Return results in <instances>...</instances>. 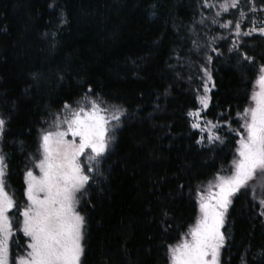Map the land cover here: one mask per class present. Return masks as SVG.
Segmentation results:
<instances>
[{
  "label": "trees",
  "instance_id": "trees-1",
  "mask_svg": "<svg viewBox=\"0 0 264 264\" xmlns=\"http://www.w3.org/2000/svg\"><path fill=\"white\" fill-rule=\"evenodd\" d=\"M207 3L213 6L204 0H0V113L8 120L2 150L7 188L18 201L39 129L65 103L91 87L126 116L103 165L107 180L88 188L78 206L86 220L85 264H167L166 246L197 219V190L230 169L238 135L228 124L242 131L237 114L249 105L264 63V36L237 37L234 28L219 27L239 12H223V0ZM255 4L264 7V0ZM240 7L248 16L241 32L253 19L260 26L264 12H249L246 0ZM233 41L254 64L228 51ZM207 55L215 87L202 116L223 126L216 131L223 142L198 145L200 133L187 113L198 108ZM254 203L246 190L233 197L221 264H264V218Z\"/></svg>",
  "mask_w": 264,
  "mask_h": 264
},
{
  "label": "snow or ice",
  "instance_id": "snow-or-ice-1",
  "mask_svg": "<svg viewBox=\"0 0 264 264\" xmlns=\"http://www.w3.org/2000/svg\"><path fill=\"white\" fill-rule=\"evenodd\" d=\"M246 3L249 12H264V7H256L255 0H246ZM204 4L207 7L213 6L207 0H204ZM240 5L241 0H223L221 10L228 12L237 9L240 18L220 22L219 27L234 28L237 37L254 33L264 36V19L259 21L260 26L253 19L249 30L241 32V19H248V16ZM216 15L219 16L220 12ZM61 22H66L63 17ZM212 23L217 21L213 19ZM192 43L195 45L196 41ZM210 51L218 56L223 55L215 47ZM228 51L250 65L256 60L254 56L242 51L236 41H233ZM212 59L211 55H207L205 66L200 69L201 87L196 89L200 107L187 113L191 121L190 128L201 133L195 140L198 145H204L206 140L208 144L223 142L216 134L217 129L223 126L219 122L205 120L202 116L211 102V88L215 87L207 67ZM258 71L256 83L259 91L253 92L251 97L254 106L237 114L243 121L240 125L243 131L231 129L228 124L229 131L239 136L231 175H218L217 182L210 184L206 192L197 190L199 218L179 243L166 246L169 264H221V250L225 248L228 239L224 230L226 215L233 197L241 193L242 189L251 192L255 202L253 206L258 208L256 214L264 218V63L258 65ZM83 95L88 98L93 95V89L87 88ZM101 103L98 97L88 100L86 106L77 108L65 103L62 117L54 116L53 126L42 130L38 148L40 155L34 164L40 174L34 175L32 170L26 172L27 203L22 208L17 206L5 190L7 156L0 149V264H85L86 220L78 211V205L88 188L93 185L101 188L107 180L103 165L109 146L114 141V135L109 134V125L115 130L124 115L119 108H115L109 119V109L102 108ZM221 115L228 123V118ZM7 124L8 120L0 116V139L5 134ZM257 181L261 189L258 200ZM213 188L216 190L212 191ZM14 208L21 218L17 227L27 242L24 253L10 259V240L14 232L9 213ZM163 215L167 217V213ZM162 225L166 226L165 232L171 227L167 219L162 221Z\"/></svg>",
  "mask_w": 264,
  "mask_h": 264
},
{
  "label": "rangeland",
  "instance_id": "rangeland-1",
  "mask_svg": "<svg viewBox=\"0 0 264 264\" xmlns=\"http://www.w3.org/2000/svg\"><path fill=\"white\" fill-rule=\"evenodd\" d=\"M258 77H259V73H258V75H257V78H256V81H257V79H258ZM210 86V88H211V85H209ZM211 90H212V88H211ZM257 91H259V87H258V85H257V83L255 82V85H254V89H253V91H252V94H253V92H257ZM251 97H252V95H251ZM251 97H250V103H249V105L246 107V108H248V107H250V106H254V102L252 101V99H251ZM97 97L96 96H93V95H91V96H89L88 98H84V95H82V97H80L78 100H76L71 106L73 107V108H77L78 106H86L87 104H88V100H90V99H96ZM99 102H102L101 103V107L102 108H108L109 109V119H111V112L115 109V108H118V107H116V106H113V105H110V104H107V103H105L104 101H102L100 98H99ZM200 106H199V104H198V108H199ZM197 108V109H198ZM65 110L64 109H62L61 111H59V112H57V113H54L53 115H51L50 117H49V119L45 122V124H44V126L41 128V129H39V133H38V143H37V149H36V151L29 157V160H28V162H27V165H26V169H25V172H24V175H23V182H24V190H23V199H22V201H18L13 195H12V193H10V191H8V188H7V182H6V175H5V190L8 192V194L14 199V201L16 202V204H17V206L19 207V208H22L23 206H25L26 205V203H27V200H26V195H25V193H26V187H27V185H26V180H27V177H26V172L28 171V170H32L33 171V173H34V175H39L40 173H39V169H37V168H35L34 167V164L38 161V158H39V152H38V148H39V136H40V134H41V132H42V130H48V129H50L52 126H53V118H54V116H57V115H60L61 117H62V115H63V112H64ZM244 111V110H243ZM123 112V111H122ZM202 115H203V113H202ZM0 116H2L1 115V113H0ZM125 118H126V116H125V114L122 116V118H121V122H120V126H118L117 128H115V130H113L112 129V125H109V134L110 135H114V141L110 144V146H109V152L108 153H110L111 151H112V149H113V147H114V144H115V140H116V133L118 132V130L121 128V126H122V123H123V121L125 120ZM206 120V119H205ZM240 120V119H239ZM243 123V121L242 120H240V125ZM242 130V129H241ZM243 131V130H242ZM200 135H201V133H200ZM238 140H239V136H238ZM205 143H207L208 144V142H207V140L205 141ZM237 147H238V144H237V146H236V149H237ZM0 149H2V139H0ZM107 153V154H108ZM106 154V155H107ZM236 158V150H235V156H234V158H233V160ZM233 160H232V162H233ZM232 162H231V166H230V169H229V171H228V173L227 174H222V175H220V176H228V175H231V172H232ZM6 173H7V171H6ZM217 181H216V177L212 180V181H210V182H208L207 184H205V186L203 187V189H202V191H207L208 190V188H209V185L210 184H215ZM258 183H259V181H257V194H258V191L260 190V188L258 187ZM216 189L215 188H213L212 189V191H215ZM242 190H244V189H242ZM250 194H251V192H250ZM252 195V194H251ZM259 196V195H258ZM258 196H257V199H259L258 198ZM83 199V198H82ZM80 202H81V200H80ZM80 204V203H79ZM196 204H197V219L195 220V223H196V221L198 220V218H199V215H200V213H199V204H198V196L196 197ZM79 206V205H78ZM227 216V215H226ZM9 217L12 219V221H13V232H14V235L12 236V238H11V240H10V259H15L17 256H19V255H22L23 253H24V251H25V246H26V242H27V238L26 237H24L23 236V233L21 232V231H19V228L17 227V225H18V222H19V220L21 219L20 217H19V215H18V212H17V209L16 208H14L10 213H9ZM195 223L191 226V227H193L194 225H195ZM190 227V228H191ZM189 228V229H190ZM189 229L187 230V232L189 231ZM186 232V233H187ZM184 236V235H183ZM182 236V237H183ZM181 237V238H182ZM180 242V240L177 242V243H179ZM176 243V244H177ZM222 251V250H221ZM167 264H169V262L167 261Z\"/></svg>",
  "mask_w": 264,
  "mask_h": 264
}]
</instances>
